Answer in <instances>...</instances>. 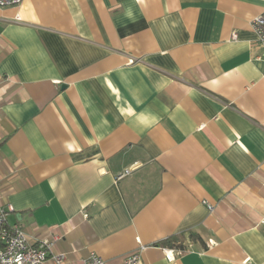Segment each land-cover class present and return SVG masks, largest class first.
I'll return each instance as SVG.
<instances>
[{
	"label": "crops",
	"instance_id": "1",
	"mask_svg": "<svg viewBox=\"0 0 264 264\" xmlns=\"http://www.w3.org/2000/svg\"><path fill=\"white\" fill-rule=\"evenodd\" d=\"M256 16L264 0L0 8L7 224L32 245L53 242L68 264L90 253L122 264L141 248L139 264H263ZM170 237L191 248L157 246Z\"/></svg>",
	"mask_w": 264,
	"mask_h": 264
},
{
	"label": "built area",
	"instance_id": "2",
	"mask_svg": "<svg viewBox=\"0 0 264 264\" xmlns=\"http://www.w3.org/2000/svg\"><path fill=\"white\" fill-rule=\"evenodd\" d=\"M23 0H0V8L16 7L19 6ZM251 28L256 36V40L262 47L264 56V16H256L251 20ZM264 79V71L262 74ZM136 165L130 169L124 170L116 177V181H120L124 177L128 176ZM202 204L206 206L207 210L212 213L215 209L214 206L209 205L206 201H202ZM12 211L11 208L8 209ZM87 216L85 215V218ZM0 243L2 245L0 249V264H68L66 256L63 254H54L52 252L53 242L40 241L35 245H32L27 240L25 233L17 228L11 227L7 224L5 213L0 212ZM191 246L183 249H176V256H180L185 251L190 249ZM136 251L128 255L122 264H139L140 252ZM168 261L174 260L173 253L168 252L166 254ZM80 264H107L101 257L95 253H90L89 256ZM264 264V263H263Z\"/></svg>",
	"mask_w": 264,
	"mask_h": 264
},
{
	"label": "trees",
	"instance_id": "3",
	"mask_svg": "<svg viewBox=\"0 0 264 264\" xmlns=\"http://www.w3.org/2000/svg\"><path fill=\"white\" fill-rule=\"evenodd\" d=\"M179 241L180 240L178 237H170L169 239L158 244L157 246L162 248L183 249V246ZM1 247L2 245L0 243V249Z\"/></svg>",
	"mask_w": 264,
	"mask_h": 264
}]
</instances>
